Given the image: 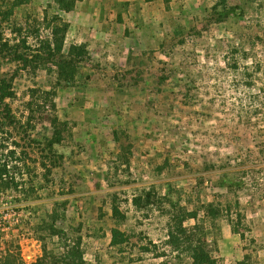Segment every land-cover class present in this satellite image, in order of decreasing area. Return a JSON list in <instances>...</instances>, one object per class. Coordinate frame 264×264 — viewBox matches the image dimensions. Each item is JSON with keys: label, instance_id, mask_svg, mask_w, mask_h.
I'll return each instance as SVG.
<instances>
[{"label": "rangeland", "instance_id": "obj_1", "mask_svg": "<svg viewBox=\"0 0 264 264\" xmlns=\"http://www.w3.org/2000/svg\"><path fill=\"white\" fill-rule=\"evenodd\" d=\"M220 1L70 0L65 10L31 0L15 10L20 25L61 17L67 46L90 52L61 86L42 70L16 75L0 57V76L15 77L14 109L25 111L30 89H53L68 127L49 180L32 153L27 184L36 192L0 197V220L22 235L26 263L44 244L60 251L39 226L57 212V226L82 238L86 264H191L169 243L174 202L198 212L185 227L218 264H264V0H226L225 19ZM148 192L150 205L135 207ZM114 229L128 241L112 246Z\"/></svg>", "mask_w": 264, "mask_h": 264}, {"label": "trees", "instance_id": "obj_2", "mask_svg": "<svg viewBox=\"0 0 264 264\" xmlns=\"http://www.w3.org/2000/svg\"><path fill=\"white\" fill-rule=\"evenodd\" d=\"M69 1L58 0V3L62 9L70 10ZM30 2L31 0H0V57L15 65L16 75L21 72L36 75L42 70L54 74L58 86L73 83L80 73V64L90 58L88 47L85 44L67 46L69 24L59 16H54L50 21L44 18L42 23L33 20L31 24L27 21L24 25L12 20L15 10ZM220 6L225 13L222 19H225L230 8L226 0H221L215 6V11ZM43 25L50 32L47 36L42 34ZM7 31L11 37L7 36ZM14 80V76H0V197L14 192L22 194L28 200L29 193L36 192L32 185L27 184V177L32 173L28 165L30 154H39V165L44 171V179L48 181L52 170L58 165L56 160L59 157L55 147L64 142L68 127L57 115V91L53 89H30V100L25 104V111L17 112L12 105L17 98ZM45 122L49 125L43 129H48L49 134L40 137L41 133H37L38 126ZM150 203L149 192L133 199L137 208ZM204 208L213 217L220 213L214 209L213 204ZM113 214L115 218L124 219L116 205L113 206ZM58 218V213L54 212L48 216L49 221L44 220L39 226L42 231L48 232L50 238H58L60 251H49L44 244L43 255L31 264H86L82 238L71 239L65 230L57 226ZM188 220L198 221V212L179 208L173 202V226L170 229L169 243L175 251L187 253L191 264H218V260L211 256L207 244L200 241V233H197L196 228L185 227ZM7 227H10V223L0 220V264H28L21 254L22 235H11L7 232ZM9 235L11 236L8 238ZM40 240L44 241L45 238ZM127 241L125 233L118 229L112 231V246H120Z\"/></svg>", "mask_w": 264, "mask_h": 264}]
</instances>
